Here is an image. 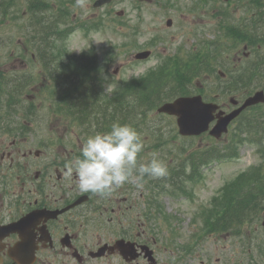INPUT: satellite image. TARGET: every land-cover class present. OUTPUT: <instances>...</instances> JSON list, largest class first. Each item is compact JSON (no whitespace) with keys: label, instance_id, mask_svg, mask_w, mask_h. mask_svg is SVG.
Returning <instances> with one entry per match:
<instances>
[{"label":"rangeland","instance_id":"374dc122","mask_svg":"<svg viewBox=\"0 0 264 264\" xmlns=\"http://www.w3.org/2000/svg\"><path fill=\"white\" fill-rule=\"evenodd\" d=\"M56 1L52 0L53 4ZM68 1L73 2H68L73 13L72 22L104 16V25L98 31L92 30L90 34H86L85 29L80 28L72 32L66 41L72 54L78 55L82 51L90 49L98 52L103 59H105L106 53H108L107 57L109 58L112 57V54H115L116 56L112 60L108 63L105 62L108 81L115 82L123 77L135 76L139 78L140 74L157 62V59L152 57L147 61L134 64V54L137 51L150 48L147 47V44H152L151 49L162 53V57L175 54L178 49L180 50V47L183 48L181 50L183 53L190 54L198 50L199 42L205 50L206 47L202 44V40H215L220 35H225L226 30L225 28L221 29L220 23H241L243 18L245 19L254 13L246 8L257 4L260 0H232V2L231 0H212L206 3L201 2V0H173L175 6H166L164 0L153 1L151 4L143 3L144 5H139L134 0H115L102 7H95L93 4L95 0ZM227 3H229L228 6ZM21 4L20 10L17 12L19 18H17L15 24L14 21L8 20L5 21V24L0 22V73L7 72L8 76L24 73L27 77H30V72H33L36 79L34 85L37 86L34 88L38 89L32 91L36 94L33 101L37 111L39 110V112L36 111L35 115L42 117V125H47L46 128H41V131L74 132L75 135V132H80L79 127L74 124L68 126L69 122L65 120V116L52 110L55 104L48 99L47 93L44 90L39 91V87H53L54 78L51 77L50 79L49 73L43 67L41 58L37 55L36 42L34 37L29 34L36 33V31L32 26L27 30L29 19L25 20L23 18L26 15L24 12L26 1ZM192 5L197 6L194 13L188 10ZM226 7L229 9V16L224 13ZM121 9L125 12L122 16L117 13ZM167 11L168 14L165 15ZM169 17L174 20L172 27L167 26ZM190 20L197 22L193 24ZM183 24L186 26L183 27ZM197 26L198 28L195 31L194 29ZM124 34H129L130 38H127ZM158 34L163 35L164 40L155 42L153 38L157 37ZM164 34L168 35L170 41L166 39ZM127 41L129 43L125 44ZM49 62L50 67H59L56 59L51 61L49 59ZM54 71L56 70L54 69ZM60 78L62 86L60 95H63L65 94L64 91L68 90V87H66L68 76H61ZM49 81H52V83ZM112 82L105 87L109 94L113 88ZM197 84L199 86L204 85L203 81L200 82V80ZM209 85L211 84L209 83ZM117 93L118 91L115 94L117 95ZM99 95L102 94L99 92ZM72 103L78 106L84 105L80 101L79 95L72 99ZM113 105L117 106L118 104L114 102ZM90 107L91 105H89ZM91 109H94V107ZM136 113L135 117H139L137 110ZM83 115L88 121L93 120V117L87 113ZM147 115L148 129L141 119L134 120L133 114L132 117L120 115L118 121L116 120L117 126L120 127L121 132L130 131L132 137L118 139V146L112 145L111 139H104L103 137L101 139L94 135L88 140H74L75 143H78V147H86L98 156L100 155L96 151L97 149L102 153H108L113 149H130L133 147L135 153L142 158L141 163L147 164L141 167L146 171L149 170V178L140 170L134 171L136 174L133 175L132 179H137V181L134 184L135 189L133 190L132 200L122 203V211H125L126 215L121 216V227L127 228L129 226L135 228L138 232L147 229V233L143 236L153 243V238L157 240L158 245L161 246L158 256L163 259H166V257L178 259L179 254H182L183 260L190 264H257V260H264V257L257 251L260 245H264V234L257 237V234L253 233L257 225L251 227L252 225L248 224L245 226V232L238 234H236L235 229H232L231 222L222 231L212 228L224 219V215L229 210L238 207L236 203H231L232 205L225 203L224 199L213 206L212 200L215 196H225L226 191L230 190L228 184H234L233 179L243 169L256 163L258 159L255 147L250 143L243 144L240 148L239 158L225 162H214L206 167L200 166L203 174L197 182L184 181L181 183V186L185 187L184 194H179L175 188L167 186L168 183L161 185L165 189H172L169 192L160 193L159 188L156 186L158 179L169 175L171 172V176L176 177L177 171L169 165L170 162L175 161L178 155H182L183 159H186L183 153L179 152V146L184 144V148L188 147L191 151L197 145L205 147L206 144L210 143V140L202 135L196 137L193 141H189L177 135L176 121L173 117L159 114L156 110H151ZM105 118L113 122L109 115H106ZM137 125L138 131H142V133L135 139L137 135L134 136L133 128ZM234 128H237L236 124ZM84 136L88 137L90 135L86 134ZM230 140L231 136H228L226 143ZM81 142L82 144H80ZM161 143V148L154 146ZM101 157L105 158L104 156ZM105 161L106 159L102 160L101 163ZM120 163L124 165L121 159ZM121 170L128 175L126 173L128 168L124 167L122 169L121 167ZM165 171L171 172L166 174ZM187 175L185 173V176ZM123 183L121 179V184ZM114 189L117 190L116 183ZM215 208H219L221 211L218 212L217 210L213 219L212 213ZM208 209H210L209 217H204V219L209 223H206L201 218L200 212ZM220 213H222L221 216ZM146 216L148 218H145ZM150 217L153 219H149ZM104 223L105 220L102 222L97 221L95 225H90V227L96 226L97 228ZM164 248L167 249V252Z\"/></svg>","mask_w":264,"mask_h":264},{"label":"flooded vegetation","instance_id":"af4514ba","mask_svg":"<svg viewBox=\"0 0 264 264\" xmlns=\"http://www.w3.org/2000/svg\"><path fill=\"white\" fill-rule=\"evenodd\" d=\"M246 9L254 12L245 19L249 33L254 32L250 34L252 41L244 40L234 56L225 57H221L217 43H212L213 87L227 90L234 87L231 77L227 82L232 61L244 64L245 58L255 55L256 66L259 64L258 52L264 49L260 30L264 22V0ZM217 72L225 81H218ZM259 79L245 80L244 86H256ZM28 89L38 90L0 87V264H20L18 261L25 251H35L33 264H190L183 260L182 254L178 259L159 258L161 246L155 238L153 243L143 236L147 229L138 232L129 226L121 227V216L126 215L122 203L132 200L137 181L132 179L134 171L146 170L141 169L144 166L141 160L140 166L136 165L134 149H113L108 153L97 149L98 156L86 147H78L72 132L41 131L47 126L42 125V117L32 115L30 108L24 106L26 100L29 102L36 96ZM222 105L232 110L230 103ZM244 114L249 122L261 121L260 129L264 132V103L248 107ZM68 119L72 123L75 117L69 115ZM180 165L184 166L182 155ZM121 167L128 168V175ZM36 210L41 212L28 226L18 230L3 227ZM229 213L242 219L247 214L238 215L232 210ZM104 220L103 225L90 227ZM121 238L134 244L124 250L111 248ZM19 244L21 251L15 253ZM104 244L110 246L104 254L96 256ZM257 264H264V260H257Z\"/></svg>","mask_w":264,"mask_h":264},{"label":"trees","instance_id":"16d2710c","mask_svg":"<svg viewBox=\"0 0 264 264\" xmlns=\"http://www.w3.org/2000/svg\"><path fill=\"white\" fill-rule=\"evenodd\" d=\"M193 61L192 63H184L183 61H176L175 63H173L171 66H165L162 68V70H160L159 72V76L157 77H149L148 78V82H145L143 85V87H141L139 90H132L129 87H121L122 89L119 91L118 96H116V99H119L120 101H136V103H127L128 109L124 110V108H122L118 113L114 114V120L113 122H110L109 124L112 123H117V119H119L120 115H123L124 117L128 116V117H132L133 114V119L136 120V118H140L142 121H144V119L140 116V117H135V115H137L136 110L138 109H145V108H149L150 110L153 108H156V104L163 101V100H167V99H171L177 95L180 94H189L191 93L192 89L191 87H187V85L185 84V82H183V84L180 85V87H161L162 85V80L164 82H168L169 80H171L173 77L175 78H184V77H189L190 74H196V75H200L201 71L205 68H209L210 64H209V59L208 58H203L202 55H200L199 57L195 58L192 57L191 58ZM183 66L182 69L181 66ZM185 66V67H184ZM190 67V68H187ZM78 70L82 73H80L78 75V79L79 81L77 82L76 80H74L72 87H76L75 91H74V97H76V95L80 96V100L84 99L88 101L86 102V108L87 110H91V112L94 114V116L98 119L99 116L105 112H103V107L104 105L97 99H91L92 95H93V91L89 88V87H93V84L90 83V81H82L84 74L88 75V76H98V71L89 65H81V64H77L75 67H73V70ZM63 73L59 72V75H62ZM182 83V82H180ZM135 92V93H134ZM134 93V96L132 97V94ZM89 105H91V107L89 108ZM73 106V105H72ZM74 107V106H73ZM94 109H91L93 108ZM132 111H131V110ZM133 112V113H132ZM87 114H90L89 112H87ZM144 114H146L144 112ZM117 120V121H116ZM108 124V125H109ZM161 144H156L155 146H160ZM195 166V165H194ZM173 170H177L178 166L172 167ZM171 172V171H169ZM172 173V172H171ZM191 178L194 179V176L191 175ZM253 179H261V176L259 174H255V176L251 177ZM166 180H168L169 184L172 186V188H175L178 191V181L174 180V179H164L163 180V184H166ZM261 191H263L261 189ZM225 203H229L231 205V201L230 200H226ZM207 223H209L208 221H206Z\"/></svg>","mask_w":264,"mask_h":264},{"label":"water","instance_id":"95a60500","mask_svg":"<svg viewBox=\"0 0 264 264\" xmlns=\"http://www.w3.org/2000/svg\"><path fill=\"white\" fill-rule=\"evenodd\" d=\"M111 0H97L95 2L96 6H100ZM262 99L261 93H258L255 97L250 99L251 101H256ZM215 105L211 103H205L200 95L196 96H180L172 102H167L163 104L159 111L168 112L171 114H176L178 116V125L180 132L182 134H199L209 128V122L213 119V111L215 110ZM234 112L224 119L222 118L219 123L214 127L212 133L215 135H220L222 131L226 130L228 122L236 115ZM32 216L29 215L27 218L10 224L11 228L19 229L26 224V220ZM122 244L123 241H119L117 244ZM26 256L32 253V251L25 252Z\"/></svg>","mask_w":264,"mask_h":264}]
</instances>
